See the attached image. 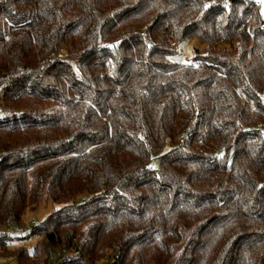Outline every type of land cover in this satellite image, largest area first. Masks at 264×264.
<instances>
[{"label": "trees", "instance_id": "1", "mask_svg": "<svg viewBox=\"0 0 264 264\" xmlns=\"http://www.w3.org/2000/svg\"><path fill=\"white\" fill-rule=\"evenodd\" d=\"M0 88L1 256L264 264L258 0H0Z\"/></svg>", "mask_w": 264, "mask_h": 264}, {"label": "rangeland", "instance_id": "2", "mask_svg": "<svg viewBox=\"0 0 264 264\" xmlns=\"http://www.w3.org/2000/svg\"><path fill=\"white\" fill-rule=\"evenodd\" d=\"M259 2V9L260 12L263 13L264 11V3L261 2V0H258ZM205 44L201 42L198 39L192 38V39H187L182 41L177 45V53L173 57L174 60L177 61H186L190 58L192 51L194 49H199L202 50L204 48ZM66 54V51L63 49L60 52V56H63ZM7 113L4 112L0 114V118ZM54 209V205H51L49 202H46L44 198L42 201L39 203L36 209L28 211L25 216V222L24 224L29 226L30 221H37L38 223L42 222L43 219ZM0 231H5L4 227H0ZM11 236H14L13 234H10ZM38 242L36 238H31L25 243L29 246L28 251L33 252L34 250V245ZM17 244H21V242H18ZM41 260V257H39ZM0 264H18L16 259L12 257H6V256H1L0 255ZM97 264H101V262H98Z\"/></svg>", "mask_w": 264, "mask_h": 264}, {"label": "built area", "instance_id": "3", "mask_svg": "<svg viewBox=\"0 0 264 264\" xmlns=\"http://www.w3.org/2000/svg\"><path fill=\"white\" fill-rule=\"evenodd\" d=\"M4 111L5 109L1 101V88H0V114L4 113ZM256 127L264 128V126L261 123H258ZM35 225H38L37 221H30L29 226L9 223L5 225L4 228H5V232H7L8 234L16 235V234L24 233L28 229V227L35 226ZM118 254H119L118 252H115L112 255L104 257L103 260L101 261V264H114L116 258L118 257ZM65 257L66 256H61L60 252L57 251L55 254H52L50 256L51 264H67V263H64Z\"/></svg>", "mask_w": 264, "mask_h": 264}, {"label": "snow or ice", "instance_id": "4", "mask_svg": "<svg viewBox=\"0 0 264 264\" xmlns=\"http://www.w3.org/2000/svg\"><path fill=\"white\" fill-rule=\"evenodd\" d=\"M261 2L264 3V0H261ZM207 6H208V5H205V7H207ZM110 47H111V45H110ZM149 167H152V166L150 165Z\"/></svg>", "mask_w": 264, "mask_h": 264}]
</instances>
